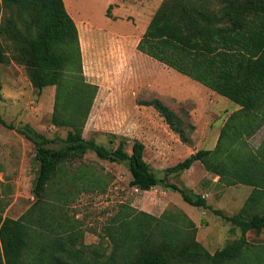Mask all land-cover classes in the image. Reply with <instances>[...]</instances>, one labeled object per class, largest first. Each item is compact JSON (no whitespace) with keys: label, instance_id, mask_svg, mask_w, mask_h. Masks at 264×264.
<instances>
[{"label":"trees","instance_id":"trees-1","mask_svg":"<svg viewBox=\"0 0 264 264\" xmlns=\"http://www.w3.org/2000/svg\"><path fill=\"white\" fill-rule=\"evenodd\" d=\"M137 48L210 87L238 108L225 122L214 149L198 150L165 169L163 177L146 161L140 140L133 141L129 153L126 139L109 148L84 137L98 86L84 78L78 27L64 0H1L0 64L13 60L24 65L39 92L55 86L52 121L69 128L61 144L51 147L56 139L29 124H9L0 116L4 127L16 130L36 148L39 169L33 194L43 202L50 187L60 189L66 180L70 184L91 181L93 185L88 186L96 187L99 180L89 175V165H84L87 172L69 174L70 163L94 153L101 160L127 164L130 184L136 189L163 186L178 192L188 204L212 209L238 226L241 237L211 254L194 236H181V229L169 217L139 212L133 221L130 217L114 221L118 223L112 225L110 235L115 234V247L108 253L102 242L86 245L79 241L77 232L66 221L49 218L42 204L41 214L32 209L20 219L5 217L0 211V264H264L263 254L249 257L247 252L252 248L247 234L264 233V212H256L264 197V141L258 148L249 143L264 125V0H220L216 10L205 2L164 0ZM147 105L159 112L184 143L192 144L195 125L160 99ZM197 162L216 175L219 183L253 188L240 214L228 216L208 205L204 196L170 182V176L181 175ZM156 230L162 233L160 242L154 240Z\"/></svg>","mask_w":264,"mask_h":264},{"label":"rangeland","instance_id":"rangeland-1","mask_svg":"<svg viewBox=\"0 0 264 264\" xmlns=\"http://www.w3.org/2000/svg\"><path fill=\"white\" fill-rule=\"evenodd\" d=\"M72 1L80 16L92 25L80 27L82 71L88 83L98 86L84 137L109 148H116L126 139L129 153L133 141L140 140L145 145L146 161L160 177L165 169L198 150L214 149L221 129L237 106L137 48L147 23L164 0ZM192 1L205 2L213 10L220 5V0ZM55 96V86L42 92L35 89L24 65L13 60L8 65L0 64V116L9 124L17 127L29 124L48 138L56 139L51 147H58L69 131L52 121ZM153 99L162 100L188 119L186 122L195 125L190 136L192 144L184 143L159 112L147 105ZM263 141L264 125L249 143L258 148ZM35 157L32 142L0 123V211L5 217L20 219L32 209L33 213L41 214L40 206L44 204L49 218L56 216L59 221H66L77 232L79 241L86 245L102 242L108 253L115 247V234L110 235V228L118 223L114 221L126 217L133 221L139 212L169 217V222L181 229V236L188 239L194 236L211 254L241 237L238 226L212 209L188 204L178 192L163 186L149 191L136 189L130 184L132 176L127 164L101 160L94 153H88L83 161L70 163L69 174L87 172L84 165H89V175L94 174L99 180L96 187L88 186L93 185L91 181L77 180L70 184L66 180L60 189L50 187L44 201L38 202L32 192L39 169ZM169 180L204 196L208 205L228 216L240 214L253 191L251 186L219 183L218 177L201 162L181 175L170 176ZM256 212H264V197ZM247 237L252 247L247 250L248 256L264 255V233L251 231ZM154 240H162L158 230Z\"/></svg>","mask_w":264,"mask_h":264},{"label":"crops","instance_id":"crops-1","mask_svg":"<svg viewBox=\"0 0 264 264\" xmlns=\"http://www.w3.org/2000/svg\"><path fill=\"white\" fill-rule=\"evenodd\" d=\"M64 3L66 5V8L69 12V14L72 16V18L74 19V21L76 22V25L78 27V31H79V37H80V27H84V26H90L91 24L86 22L84 20V18H82L80 16V14L78 13V10L75 8L74 3L72 0H64ZM0 14H1V0H0ZM114 16H117L114 14ZM152 19V18H151ZM150 19V21H151ZM150 21L147 23V27L150 23ZM92 26V25H91ZM91 28V27H90ZM238 109V108H237Z\"/></svg>","mask_w":264,"mask_h":264}]
</instances>
